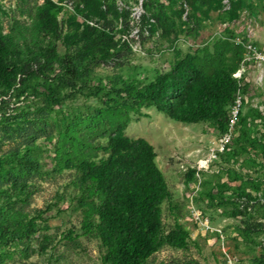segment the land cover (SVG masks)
I'll return each mask as SVG.
<instances>
[{
  "label": "rangeland",
  "instance_id": "obj_1",
  "mask_svg": "<svg viewBox=\"0 0 264 264\" xmlns=\"http://www.w3.org/2000/svg\"><path fill=\"white\" fill-rule=\"evenodd\" d=\"M50 1L0 0L4 61L22 70L0 92V264H103L80 227L100 195L76 165L105 155L115 125L152 145L170 192L164 229L186 232L147 264H264V78L244 63L230 143L206 167L223 131L134 98L186 54L205 75L234 72L245 41L264 49V0Z\"/></svg>",
  "mask_w": 264,
  "mask_h": 264
},
{
  "label": "trees",
  "instance_id": "obj_2",
  "mask_svg": "<svg viewBox=\"0 0 264 264\" xmlns=\"http://www.w3.org/2000/svg\"><path fill=\"white\" fill-rule=\"evenodd\" d=\"M55 7L50 0H43L41 5L45 11ZM7 40L0 32L1 93L13 89L22 72L17 64L4 61ZM48 52L44 57L52 59ZM236 89L237 83L229 72L216 68L205 75L194 64L193 56L186 54L167 72L136 91L134 98L148 100L175 121L210 122L223 131ZM100 148L104 156L80 161L76 167L78 184H89L100 195L94 218L82 221L80 227L83 234L98 239L103 248L101 263L147 264V258L164 245L184 248L185 230L178 223L165 230L162 223L160 205L170 199V192L155 163L152 145L141 137L126 136L121 125H115ZM193 174V168L187 169L185 180Z\"/></svg>",
  "mask_w": 264,
  "mask_h": 264
},
{
  "label": "built area",
  "instance_id": "obj_3",
  "mask_svg": "<svg viewBox=\"0 0 264 264\" xmlns=\"http://www.w3.org/2000/svg\"><path fill=\"white\" fill-rule=\"evenodd\" d=\"M242 46H243V55L241 57L240 65L234 72L230 73L231 78L234 79L235 82L237 83V89L233 94L232 103L227 110L223 133L218 138V141L215 144V146L208 148L204 161H201V164L204 163V167L210 164L212 160L217 157L218 153L224 151L226 149V146L230 143L231 133L234 130V125L237 121L239 106L241 103L240 78L242 71L244 70V63H251L253 67H255L257 71L256 83L257 81H259L258 83H261L264 78V49L256 48V46L248 40L245 41ZM193 169H194V174H197V171L199 170V164H197V166H194Z\"/></svg>",
  "mask_w": 264,
  "mask_h": 264
},
{
  "label": "crops",
  "instance_id": "obj_4",
  "mask_svg": "<svg viewBox=\"0 0 264 264\" xmlns=\"http://www.w3.org/2000/svg\"><path fill=\"white\" fill-rule=\"evenodd\" d=\"M202 122V121H201ZM197 123H200V122H197ZM157 165V164H156ZM159 168V167H158Z\"/></svg>",
  "mask_w": 264,
  "mask_h": 264
}]
</instances>
